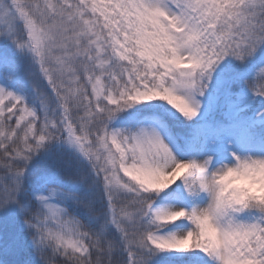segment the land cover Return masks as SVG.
Wrapping results in <instances>:
<instances>
[{"label":"snow or ice","instance_id":"snow-or-ice-1","mask_svg":"<svg viewBox=\"0 0 264 264\" xmlns=\"http://www.w3.org/2000/svg\"><path fill=\"white\" fill-rule=\"evenodd\" d=\"M0 264H264V0H0Z\"/></svg>","mask_w":264,"mask_h":264}]
</instances>
